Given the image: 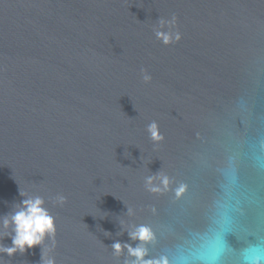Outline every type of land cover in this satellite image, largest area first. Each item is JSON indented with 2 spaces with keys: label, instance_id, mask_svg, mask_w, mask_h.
<instances>
[{
  "label": "water",
  "instance_id": "95a60500",
  "mask_svg": "<svg viewBox=\"0 0 264 264\" xmlns=\"http://www.w3.org/2000/svg\"><path fill=\"white\" fill-rule=\"evenodd\" d=\"M20 187L56 231L4 264H264V0H0V215Z\"/></svg>",
  "mask_w": 264,
  "mask_h": 264
},
{
  "label": "clouds",
  "instance_id": "9594fccd",
  "mask_svg": "<svg viewBox=\"0 0 264 264\" xmlns=\"http://www.w3.org/2000/svg\"><path fill=\"white\" fill-rule=\"evenodd\" d=\"M153 31L156 38L165 45L179 42L182 39V33L178 28V18L175 13L170 18L162 17L158 25L153 26ZM141 73L144 82L151 81L152 77L146 69L142 68ZM148 131L154 140L163 139L159 133L157 122L153 121L150 123ZM152 179L151 177L149 178V183H151ZM163 183L165 186L168 184L167 177L163 178ZM180 191H183V189ZM19 192L25 198L13 203L11 211L0 215V253H7L8 255H12L18 250L23 252L27 248L42 244L46 235H54L56 231L55 217L45 207L44 198L38 195H30L27 190H22L21 187L19 188ZM66 199L65 196L59 197V201L62 204ZM131 235L134 239L139 238L142 241L152 239L151 230L143 226ZM5 236L11 237L12 246H5L2 243ZM114 247L117 251H120L122 245L116 243ZM128 248L130 254L137 257L131 264H168L166 258L159 260L144 259L147 249L142 246L132 248L129 245ZM255 259L259 260L260 257L257 255ZM0 264H4L2 258H0ZM45 264H55V262L52 259H46Z\"/></svg>",
  "mask_w": 264,
  "mask_h": 264
}]
</instances>
